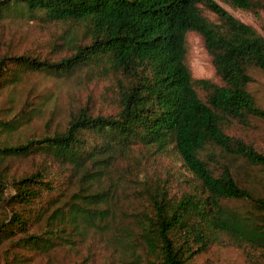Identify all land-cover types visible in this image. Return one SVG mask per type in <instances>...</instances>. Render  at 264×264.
Instances as JSON below:
<instances>
[{"label":"trees","instance_id":"16d2710c","mask_svg":"<svg viewBox=\"0 0 264 264\" xmlns=\"http://www.w3.org/2000/svg\"><path fill=\"white\" fill-rule=\"evenodd\" d=\"M10 17L69 28L49 44L53 58L0 56V94L29 72L87 70L112 76L114 110L84 104L29 135L42 103L0 115V264H56L92 243L106 264H195L214 247L264 261V153L231 133L264 123L249 89L264 73L262 34L216 0H0V21ZM191 32L219 83L193 75Z\"/></svg>","mask_w":264,"mask_h":264},{"label":"rangeland","instance_id":"374dc122","mask_svg":"<svg viewBox=\"0 0 264 264\" xmlns=\"http://www.w3.org/2000/svg\"><path fill=\"white\" fill-rule=\"evenodd\" d=\"M216 1L236 19L252 26L264 36V9L253 13L233 8L220 0ZM66 27L69 28L59 22L46 23L16 17L4 18L0 21V56L26 53L41 58L46 56L53 58L55 55L48 52L49 44L53 40L61 41L60 37H64L63 31ZM77 32L80 37L81 30L78 29ZM188 41L193 75L197 78H210L219 83L220 80L215 74L201 36L196 32H191L188 35ZM111 77V75H96L87 70L65 79L53 78L39 72H29L15 89H5L1 92L0 115L7 114L13 108L23 105L24 102L28 103L27 108L42 103L44 109L42 116L36 117L28 127L23 128L24 134L29 135L32 131L41 134L46 130L62 127L66 122L68 112L84 104H87L93 113L108 114L114 110ZM249 89L255 95L259 105L264 107V73L258 71L254 73ZM231 133L252 141L255 147L264 153L263 122L256 121L253 127L233 129ZM16 135L17 133L13 137L16 138ZM157 160L163 170L168 167L165 163L168 159L157 158ZM86 254L90 257L89 264L107 263L108 252L98 243H92L87 247L82 245L78 253L70 252L66 255L59 252L56 254V259L58 264H75ZM39 261L40 264H44L45 258ZM206 262L209 264H264V261L249 263L237 249L223 247H214L208 254L195 259V264ZM17 264L24 263L20 261Z\"/></svg>","mask_w":264,"mask_h":264}]
</instances>
